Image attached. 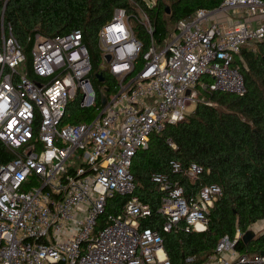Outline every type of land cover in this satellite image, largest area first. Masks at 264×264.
<instances>
[{
  "label": "built area",
  "instance_id": "2783aa9c",
  "mask_svg": "<svg viewBox=\"0 0 264 264\" xmlns=\"http://www.w3.org/2000/svg\"><path fill=\"white\" fill-rule=\"evenodd\" d=\"M240 10L243 19L219 21ZM134 16L152 38L147 50L123 8L98 34L100 68L116 80L110 91L93 85L81 30L36 35L33 77L21 44L2 34L0 141L14 160L0 166V264H171L160 231L142 227L153 210L135 196L133 160L153 134L184 119L189 106L206 103L203 91L247 93L235 56L264 42V1L224 0L213 11L197 10L177 23L162 46L148 17L142 22ZM75 101L94 117L63 125ZM171 164L193 185L200 181L202 167ZM154 181L165 193L158 210L165 233L208 230L223 195L220 186L203 185L187 197L167 177ZM119 196L129 197L122 213L107 214L109 201ZM244 235L238 230L234 239L223 236L204 264H264L261 253L237 250Z\"/></svg>",
  "mask_w": 264,
  "mask_h": 264
},
{
  "label": "trees",
  "instance_id": "16d2710c",
  "mask_svg": "<svg viewBox=\"0 0 264 264\" xmlns=\"http://www.w3.org/2000/svg\"><path fill=\"white\" fill-rule=\"evenodd\" d=\"M223 1L156 0L150 6L147 0H0V43L4 33L21 44L33 77L31 52L36 35L52 38L81 30L91 54L93 85L110 91L116 80L100 68L98 34L117 8L126 10L131 23L136 24L132 26L136 38L147 50L152 38L143 24L134 19L132 2L148 17L153 39L162 46L170 34L169 21L176 25L197 10L220 8ZM235 64L240 66L247 86L244 96L203 91L200 96L206 103L199 102L184 119L168 123L163 131L153 134L148 149L139 151L133 160L135 196L153 210L150 218L141 220L142 227L160 231L171 264H204L223 236L234 239L238 230L246 233L264 221V42L244 47L235 56ZM99 73L104 74V81L98 79ZM93 117L92 110L81 109L75 101L69 105L62 124L86 123ZM13 160L14 155L0 141V166ZM172 162L184 170L192 164L202 167L200 181L193 185L183 173H174ZM156 176L178 184L187 197L198 193L203 185L222 188L223 195L209 215L206 232L163 231L164 218L158 210L165 193L154 181ZM128 200L129 197L120 196L110 200L107 214H121ZM105 219L106 215L100 226ZM237 250L250 255L261 253L264 233L248 244L240 240ZM190 257L195 258L194 262H187Z\"/></svg>",
  "mask_w": 264,
  "mask_h": 264
},
{
  "label": "rangeland",
  "instance_id": "374dc122",
  "mask_svg": "<svg viewBox=\"0 0 264 264\" xmlns=\"http://www.w3.org/2000/svg\"><path fill=\"white\" fill-rule=\"evenodd\" d=\"M155 1H156V0H147L148 4H149L150 6H152V5L154 4ZM166 3L168 4L167 7L170 9V3H169L168 1H167ZM132 5H133V7L135 8V12H136V13L133 14V15H138L139 18L142 20V22H145V21H146V15L144 14V12H143L140 8H138L137 5H136L135 3L132 2ZM241 13H242V12H240L239 14H241ZM169 14H170V13H169ZM128 16H129V15H128ZM131 25L135 27L136 24L131 23ZM176 28H177V24H176V25H175V23L173 24L172 21H169V22H168V29H169L170 32H173ZM245 47H248V46H245ZM243 49H244V48H243ZM24 70H25V68H21V69H20L21 72H24ZM195 108H196V107H195L194 105L189 106V107L187 108V111H188V112H193V111L195 110ZM249 231H253V232H255V234H256V237H255V238H257L259 235H261L262 233H264V221H261V222L255 224L254 226H252V227L249 229ZM243 237H244V236H243Z\"/></svg>",
  "mask_w": 264,
  "mask_h": 264
},
{
  "label": "crops",
  "instance_id": "0c3cea01",
  "mask_svg": "<svg viewBox=\"0 0 264 264\" xmlns=\"http://www.w3.org/2000/svg\"><path fill=\"white\" fill-rule=\"evenodd\" d=\"M242 12L241 14H239ZM246 16L244 10L240 11H235V12H227L226 14H223L222 16L219 17V21L225 23L226 25H230L238 20L243 19Z\"/></svg>",
  "mask_w": 264,
  "mask_h": 264
},
{
  "label": "water",
  "instance_id": "95a60500",
  "mask_svg": "<svg viewBox=\"0 0 264 264\" xmlns=\"http://www.w3.org/2000/svg\"><path fill=\"white\" fill-rule=\"evenodd\" d=\"M167 13H168V14L170 13V9H169V8H167ZM98 79H99L100 81H104V80H105L104 75H103L102 73H100V74L98 75ZM189 93H190V92H188V94H189ZM106 102H107V99H106V97H104V98H103V104H106ZM255 237H256L255 232H253V231H248V232L245 233V235H244V237H243L242 240H243L244 243L248 244V243H250L253 239H255ZM261 255H264V251L261 252Z\"/></svg>",
  "mask_w": 264,
  "mask_h": 264
}]
</instances>
